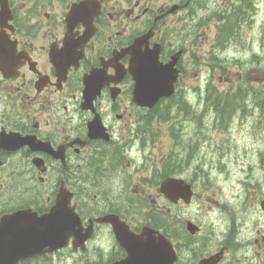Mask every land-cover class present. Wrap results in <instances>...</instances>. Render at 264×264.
I'll use <instances>...</instances> for the list:
<instances>
[{"label": "flooded vegetation", "instance_id": "obj_1", "mask_svg": "<svg viewBox=\"0 0 264 264\" xmlns=\"http://www.w3.org/2000/svg\"><path fill=\"white\" fill-rule=\"evenodd\" d=\"M195 2L0 0V264H150V229L173 246L172 264H264V197H239L249 203L238 219L218 207L220 228L204 229L186 216L201 202L199 168L186 175L195 147L185 158L169 147L164 168L150 165V113L185 86V48L170 42L167 20ZM145 36L142 50L158 46L163 63L183 50L172 99L152 110L136 102L129 72L128 50ZM166 178L184 197L159 192Z\"/></svg>", "mask_w": 264, "mask_h": 264}, {"label": "rangeland", "instance_id": "obj_2", "mask_svg": "<svg viewBox=\"0 0 264 264\" xmlns=\"http://www.w3.org/2000/svg\"><path fill=\"white\" fill-rule=\"evenodd\" d=\"M195 1L190 11L167 20L170 42L182 43L187 51L182 61L188 109L183 113L171 107L165 121L160 118L163 105L150 113V133L156 146L151 157L159 158L158 163L151 158L150 165L155 171L164 168L162 156L169 147L181 158L189 147H195L186 175L199 168L196 191L201 202L194 201L186 216L194 217L204 229L217 230L216 223L225 215L218 207L233 208L238 219L249 203L241 205L244 194L264 197V111L261 113L259 105L264 101V0H252V9L241 19L245 22L238 21L235 35L230 33V39L222 44L214 41L215 14L234 0ZM207 85L228 92L230 104L225 101L218 110L209 107L210 101L205 102ZM4 104L0 99V118ZM206 197H210L208 204ZM247 214L244 229L249 231L258 216L252 205ZM260 227L264 228V223Z\"/></svg>", "mask_w": 264, "mask_h": 264}, {"label": "water", "instance_id": "obj_3", "mask_svg": "<svg viewBox=\"0 0 264 264\" xmlns=\"http://www.w3.org/2000/svg\"><path fill=\"white\" fill-rule=\"evenodd\" d=\"M133 57L130 63V72L134 77L135 100L141 106H150L153 108L159 100L170 97L174 91V84L177 80L178 72L174 68L179 54L172 56L169 63L163 65L158 61L159 51L154 48L150 54H141L137 49L130 53ZM0 71L5 75L9 71L5 67L4 56L0 51ZM5 75L4 78H8ZM160 191L171 199L176 200L178 197H184L180 193V182L166 180L162 183ZM264 211V201L261 203ZM188 229L193 232L189 226ZM154 231L150 230V264H171L174 258V252L163 237H155ZM202 264L208 263V261Z\"/></svg>", "mask_w": 264, "mask_h": 264}, {"label": "trees", "instance_id": "obj_4", "mask_svg": "<svg viewBox=\"0 0 264 264\" xmlns=\"http://www.w3.org/2000/svg\"><path fill=\"white\" fill-rule=\"evenodd\" d=\"M234 16L236 17L237 15H234ZM231 18H232L231 16L226 17V24L223 25L221 28H219V32H221L222 28H224V27L231 28V29H233L235 27V22H231ZM225 33H231V30H227ZM224 39H225L224 36H220L218 38L219 44L223 43ZM228 95H229L228 92H224V93L217 92L213 86L212 87L208 86L205 100H209L215 109H217V110L220 108L223 109V105L226 104V102H227ZM228 104H230L229 101L227 102V105ZM167 113L164 112V115L167 116ZM221 113H222V117H224L223 116V110H221ZM163 118H165V117H163Z\"/></svg>", "mask_w": 264, "mask_h": 264}]
</instances>
